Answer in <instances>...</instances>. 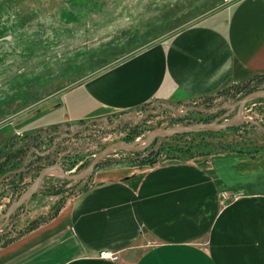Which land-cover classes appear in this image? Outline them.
<instances>
[{
	"label": "crops",
	"instance_id": "obj_1",
	"mask_svg": "<svg viewBox=\"0 0 264 264\" xmlns=\"http://www.w3.org/2000/svg\"><path fill=\"white\" fill-rule=\"evenodd\" d=\"M15 2L27 3L0 0V69L12 65V47L45 46L28 42V25L18 28ZM152 2L41 0L38 5L49 3L52 11L35 14L39 20L52 18L59 36L66 24L75 29L74 21L83 14L98 20L95 32L109 37L139 17L137 5ZM78 5L87 9L80 12ZM227 8L199 22H182L173 31L170 25L164 34L143 31L156 37L128 43V54L70 84L52 107V116H60L62 106L63 121L72 124L147 103L195 101L264 74V0H236ZM186 12L185 19L204 14L189 17ZM145 13L147 8L141 15ZM30 14L25 7L20 19ZM15 36L21 37L19 42ZM12 126H0V148L11 147L13 134L18 139L26 135L19 141L24 151L14 159L23 172L54 146L42 149L40 142L46 139L20 136ZM102 249L118 258L100 256ZM0 264H264V149L164 162L139 174L94 182L49 220L0 245Z\"/></svg>",
	"mask_w": 264,
	"mask_h": 264
},
{
	"label": "rangeland",
	"instance_id": "obj_2",
	"mask_svg": "<svg viewBox=\"0 0 264 264\" xmlns=\"http://www.w3.org/2000/svg\"><path fill=\"white\" fill-rule=\"evenodd\" d=\"M234 1L154 0L147 7L137 5L139 17L126 21L130 27L126 26L109 37L95 32L93 29L97 27L95 23L98 20L84 17L83 14L72 23L75 29L66 24L60 36L55 35L54 20L50 17H46L45 21L39 20L35 14L52 11V5L44 3L40 7L38 2L41 0H23V5L13 3V14L18 13L19 16L9 15L14 17L18 28L28 25L31 35L28 42L45 46L12 47V65L0 69V126L10 122L14 133L20 136L28 133L35 136L34 140L46 139L40 142L41 145L44 143L42 149L51 145L54 147L44 158L35 160L29 168L23 169L20 178L9 175L4 182H0V245L49 220L64 203L88 185L100 180L122 178L131 173L139 174L152 166L132 164L131 157L135 156L130 151H139L150 145L152 135L157 132H161L162 137L173 135L169 138L170 143L197 140L206 151L222 149L225 145L229 149L223 152L239 148L249 152L259 146H263L260 150L264 149V130L255 132L260 127L264 128V96L243 101L233 108L227 106L264 89V76L259 75H251L232 86H226L217 94L204 95L195 101L172 102L178 111H182L180 113H174L170 108L160 109L165 102L147 103L108 113L105 116L106 124L101 118L91 120L76 127L73 133L52 142L61 130L71 132L72 124L63 121L62 106L61 120L59 115L52 116V107L60 101L63 91L70 84L128 54L126 50L129 47H125L128 43L156 37L144 35L143 31L164 34L169 31L170 25L173 26L170 31H173L182 22V25L199 22L216 10H227V6ZM20 6L31 13L28 17L24 15L25 19H20V12L23 11ZM92 8L89 10L93 13ZM145 8L147 13L141 15ZM78 9L81 12L87 7L78 5ZM186 11L189 17L199 12L205 15L185 19ZM38 24L40 26L36 28ZM0 30H4V26ZM38 37L39 41L36 39ZM20 39V36L14 38L17 42ZM58 44L60 47H56ZM111 44L113 47H102ZM1 51L3 58L5 49L1 47ZM188 105L218 108L208 116L206 113L210 112L185 110L184 107ZM209 124H212L210 131L182 136L176 134L183 132L186 126L196 128ZM36 133L42 136L38 137ZM135 140L138 142L136 145L128 144ZM159 143V140L155 142L157 145Z\"/></svg>",
	"mask_w": 264,
	"mask_h": 264
},
{
	"label": "trees",
	"instance_id": "obj_3",
	"mask_svg": "<svg viewBox=\"0 0 264 264\" xmlns=\"http://www.w3.org/2000/svg\"><path fill=\"white\" fill-rule=\"evenodd\" d=\"M259 76H264V74H254ZM234 84H231L229 86H232ZM228 87V86H227ZM225 88V87H224ZM222 88V89H224ZM219 92H221V90ZM214 112L206 113V115L211 116ZM206 132L210 131L209 127H198L195 129H188L184 130L181 133H176L177 135L182 136L183 134H192V133H199V132ZM262 132V131H261ZM173 135H164L163 137L160 135V133H157L153 135L151 138L152 143L148 146H145L143 149L137 151L132 150L130 153H132L135 157H131L132 164H146V165H155L159 164V162L165 161H185L189 159H193L199 155H210V154H216L223 151H228L227 145L223 146L222 149H215V150H205L203 149V145H200L199 141H191L190 143L188 141H176L175 143H170L169 138ZM12 137L13 140L10 139L11 142H9V146H11L9 149H5L3 147L0 148V181L5 180V178L8 176V172L15 173L18 178L22 175V170H19V164L14 159L17 158L20 154L23 153L24 149L22 147V143L18 145L20 140L22 141L26 135H24L23 138L17 137V135L13 134ZM11 137V138H12ZM159 140L160 143L157 145L155 142ZM263 146H259L254 151H259ZM234 151H247L245 149L239 148ZM231 152V151H230ZM250 152V151H249ZM253 152V151H251ZM135 161V162H134ZM3 176V178H2ZM2 178V179H1Z\"/></svg>",
	"mask_w": 264,
	"mask_h": 264
},
{
	"label": "water",
	"instance_id": "obj_4",
	"mask_svg": "<svg viewBox=\"0 0 264 264\" xmlns=\"http://www.w3.org/2000/svg\"><path fill=\"white\" fill-rule=\"evenodd\" d=\"M259 96H264V89H262L260 91H256V92H254L252 94L246 95L242 99H238L235 102H233V103H231V104H229L227 106L233 108V107L238 106L243 101L251 100V99L256 98V97H259ZM220 106H224V105H219V107ZM164 108H170L174 113H180V112H182V111H178L173 106L172 103H168V102H166L160 109H164ZM184 108H185V110L194 109V110L203 111V112H214V111L217 110L218 107H215V108H205V107L197 106V105H188V106H185ZM129 116H131V115H129ZM100 118L102 119V122L104 124H106V122H105V116L91 118V119L86 120L84 123H76V122L75 123H72V125L70 127L71 132L70 133H67L64 130H61L60 133L58 134V136L53 140L54 143L56 142V140L62 138L63 136H66V135H69V134L73 133L76 127L83 126V125L89 123L91 120L100 119ZM204 127L212 128V124L206 125ZM196 128H198V127H196ZM188 129H195V128H192V126H186V129H184V130H188ZM263 130H264V128L263 127H260L255 132H258L259 133V132H261ZM157 133H160L161 134V132H157ZM157 133H155V134H157ZM152 137H153V135H152ZM137 143H138L137 140H135V141H133L131 143H128V144H130V145H136ZM32 192L33 191H31L30 194H32Z\"/></svg>",
	"mask_w": 264,
	"mask_h": 264
},
{
	"label": "built area",
	"instance_id": "obj_5",
	"mask_svg": "<svg viewBox=\"0 0 264 264\" xmlns=\"http://www.w3.org/2000/svg\"><path fill=\"white\" fill-rule=\"evenodd\" d=\"M99 255L102 257H107V258H111V259H117L118 258V254L114 251L109 250V249L100 250Z\"/></svg>",
	"mask_w": 264,
	"mask_h": 264
},
{
	"label": "flooded vegetation",
	"instance_id": "obj_6",
	"mask_svg": "<svg viewBox=\"0 0 264 264\" xmlns=\"http://www.w3.org/2000/svg\"><path fill=\"white\" fill-rule=\"evenodd\" d=\"M52 134V133H51ZM54 135V134H53Z\"/></svg>",
	"mask_w": 264,
	"mask_h": 264
}]
</instances>
